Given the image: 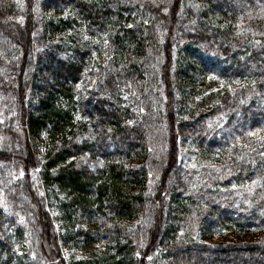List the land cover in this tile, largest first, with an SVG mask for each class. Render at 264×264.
<instances>
[{"label":"trees","instance_id":"16d2710c","mask_svg":"<svg viewBox=\"0 0 264 264\" xmlns=\"http://www.w3.org/2000/svg\"><path fill=\"white\" fill-rule=\"evenodd\" d=\"M260 4L0 0V264H264V229L247 234L264 224V39L243 25ZM181 141L224 151L211 179L239 196L231 216L199 205L214 196ZM226 218L217 244L198 236Z\"/></svg>","mask_w":264,"mask_h":264},{"label":"rangeland","instance_id":"374dc122","mask_svg":"<svg viewBox=\"0 0 264 264\" xmlns=\"http://www.w3.org/2000/svg\"><path fill=\"white\" fill-rule=\"evenodd\" d=\"M260 5H261V7L257 6V5L253 6L245 14V18L243 19L245 21H244L243 25L250 24L251 25L250 28H253L254 31L255 30L259 31V29H261L259 27L262 25V31L256 32V33H257V35L260 33L262 35L261 38L264 39V20L261 19L262 17H264V5L263 4H260ZM1 23L3 24V21ZM168 25H170L169 22H168ZM8 29H9V27H8ZM9 30L13 34H16L11 29H9ZM21 32L23 33L24 31L22 30ZM253 37H256V35H253ZM15 40L23 47L27 46V45H25V41L23 39L15 37ZM220 85H217V86H220ZM203 87L205 89L202 88L201 91L210 90V88L206 84H204ZM219 121H220V119L218 120L217 125L221 126L222 123ZM12 126L6 127L12 133V136H10L8 138L9 144L10 145L11 144L12 145L19 144V143L22 144L25 140L24 130L20 129V127H15V126L12 127ZM218 135H220V133ZM257 136L261 137V135H259V134ZM258 140L259 139L257 138V141ZM249 141L250 140H241L240 139L237 142H238V145L245 146L249 143ZM228 143H231V140L226 141V144H228ZM210 150L211 151L205 149L204 147L198 146L197 144L191 143L189 141H181L179 160H180L181 164L184 165V167L188 168L190 170V172H192V173H195L197 170L199 171L202 167L205 169V172H206L205 181H208L207 186L211 189V192L213 193L214 198L212 200L200 199L199 205L201 207L209 209V211H211V212H208L209 214L217 213V214H220L221 216H222V214H223V216H225V209H227V210H229L230 214H226V216H231V198L234 196V195L231 196V184H229V185L225 184V182L222 181L223 179H217V180L211 179V174L214 172L218 173L219 172V165L222 162H225V157H224V155H222V153L224 151L223 150L221 151V149H218V148H211ZM86 158L87 157L84 156V161H83L84 165L85 164L89 165L92 162V160L90 158H88V159H86ZM216 167H217V169H216ZM157 174L153 173L151 176H149L148 191H147L148 195L153 194L155 184L159 178V174L158 175ZM195 176H196V174H194V177L191 176V178L194 181L192 190H196L199 185L200 186L202 185L201 180H197V178H195ZM249 180L250 179H248L246 181H237V183L234 182L232 184L233 188H236L239 190V192L236 193L235 195H239L241 193L244 194V190L250 186ZM209 183H210V185H209ZM207 186L204 187V190H205V188H207ZM195 194H198L199 197H202L203 195L208 194V193L205 190L203 193H195ZM238 198H239V196H235L232 198V200L233 201H239ZM245 200H247V199L243 196V201H245ZM48 208L49 209H47V210L50 212V214L53 217L59 216V214L56 212V209L54 210L51 205L49 206V204H48ZM31 210L33 211V214L38 217V221H40V224H41V230H42L43 234H45V231L43 229L44 223L42 222L43 219H42V217H40V216H42L41 213L39 212V210L36 209L35 205L33 207L31 206ZM194 211L196 213H200L199 210L197 211L194 209ZM203 214L204 213H202L199 216H203ZM199 220L200 219L198 217L194 221V224L197 225L198 222H200ZM227 220L231 221V218H226L224 220L223 224H225L227 222ZM55 223H56V227L61 229V226H62L61 222L58 220H55ZM88 224H89V222L86 221L84 226L85 225L88 226ZM204 228H205V230H203L199 227L197 234L201 239H203L205 241H210V243H208V244H217L219 242L217 240H220V238H223L225 235L228 236V234H231L230 227L228 226L227 223L222 227L217 226V227L210 229L208 226H205ZM260 229H264V224H262L257 229H250L249 230L250 232H248L247 234L254 235L257 233V230H260ZM190 232L193 233V232H195V230L190 231ZM258 233H260V232H258ZM44 236L46 237V235H44ZM207 236H210V238H206ZM102 239H100L101 244L104 243L102 241ZM214 240H215V242H214ZM97 241H99V240H97ZM90 246H92L91 243H90ZM99 247H100L99 245H95L96 249ZM46 248L49 252H51L53 250V245L51 244V242L47 243ZM63 248H62V252L65 254V259L67 262L70 259L73 260L74 258H81V257L87 256L83 252L75 251L74 249L72 250V249H70L68 247H64V246H63ZM88 250L90 252L89 248H88ZM242 256H244V255H241V258H243ZM239 257H240V255H239ZM238 261H240V260H238Z\"/></svg>","mask_w":264,"mask_h":264},{"label":"snow or ice","instance_id":"6c2138e0","mask_svg":"<svg viewBox=\"0 0 264 264\" xmlns=\"http://www.w3.org/2000/svg\"><path fill=\"white\" fill-rule=\"evenodd\" d=\"M167 10H168L167 8H165V9H164V11H165V12H166ZM21 19H22V18H21ZM87 38H88V37H85V39H87ZM104 43H105V44H107V40H105V41H104ZM79 87H80V85H77V88H79ZM129 123H132V121H129ZM21 175H23V173H21ZM136 255H138V256H139V255H140V253H139V252H137V253H136ZM149 259H151V258L149 257Z\"/></svg>","mask_w":264,"mask_h":264}]
</instances>
